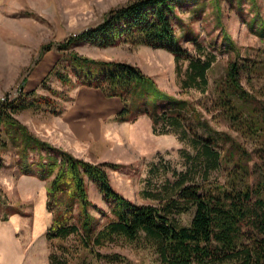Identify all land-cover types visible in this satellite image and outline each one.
I'll list each match as a JSON object with an SVG mask.
<instances>
[{"label":"rangeland","instance_id":"rangeland-1","mask_svg":"<svg viewBox=\"0 0 264 264\" xmlns=\"http://www.w3.org/2000/svg\"><path fill=\"white\" fill-rule=\"evenodd\" d=\"M129 1L0 0V100H18L23 95L30 105L14 116L34 135L52 144L44 138L52 132V121L57 116L51 110H64L72 101L75 91L87 86L76 81L66 59L68 51L59 50L58 45L70 36L97 25L107 11ZM199 1H206V6L198 11L192 9L198 1L177 7L178 18L173 23L180 44L191 54L202 59L214 56L207 73L205 92L183 85L187 79L189 61L176 59L162 48L119 41L109 46L82 42L69 49L97 60L122 61L140 67L163 92L177 100L187 101L200 117L199 123L192 114L180 128H175L162 123L154 127L145 114H138L124 122L114 121L110 116L103 122L96 121L92 139L75 142L68 148L57 146L93 163L107 161L120 164L117 169H108L111 184L136 204H161L182 177L187 179L186 185L202 181L203 167L194 165L193 160L202 145L194 143V132L188 129L189 124L204 136L208 131L217 135L229 134L250 152L252 160L257 161L264 170V152L261 151L264 133L253 137L235 130L211 102L230 62L264 60V36L255 31L258 28L256 23L253 29L248 25L256 13L251 9L250 0H243L240 8L237 0H219L217 8L212 0ZM256 4L258 20L264 22V0H256ZM44 47L49 49L44 51ZM46 56H52L54 63L44 64ZM39 69H43V73L34 81ZM54 69L69 74L73 84L58 80ZM242 76L243 86L250 92H261L262 96L256 92L257 100L260 104L264 103V70L253 72L249 79L244 74ZM25 80H29V83H25ZM29 92L35 94L28 95ZM38 95L51 97L53 105L49 107L40 103ZM0 141L6 144L5 147L0 146L2 214L7 212L8 218L12 214L26 218V224L19 226L16 234V238L23 243V254L17 264H161L158 254L143 237L139 242L116 237L95 247L100 255L92 252L78 234L64 238L48 237L53 216L46 209V181L35 175L30 176L38 180L36 184L32 179H24V175L29 174H22L21 156L2 127ZM41 153L44 155V151ZM37 156L38 152L31 150L29 162L36 160ZM208 179L223 182L222 170L209 171ZM87 191L92 204L105 212L101 214L91 208L98 218V227H101L113 218L110 205L90 180H87ZM193 211L194 208H190L174 217L181 225H187ZM36 212L41 219L35 232ZM104 254L111 257L102 256Z\"/></svg>","mask_w":264,"mask_h":264},{"label":"trees","instance_id":"trees-1","mask_svg":"<svg viewBox=\"0 0 264 264\" xmlns=\"http://www.w3.org/2000/svg\"><path fill=\"white\" fill-rule=\"evenodd\" d=\"M191 1H198L193 11L206 6V1L199 0H131L107 11L97 25L58 45L59 50L68 51L66 59L77 82L98 88L107 97L121 99L123 108L113 120L124 122L145 114L154 127L162 123L180 128L194 114L200 123L199 115L187 101L163 92L140 67L122 61L97 60L69 49L82 42L109 46L119 41L162 48L176 59L189 61L183 85L205 92L214 56L202 59L191 54L180 44L173 23L178 18L177 7ZM242 1L237 0L238 8ZM250 1L256 15L248 25L253 29L256 23L255 31L264 36V22L258 20L256 0ZM211 2L218 7L219 0ZM48 49L44 47V51ZM261 69L264 70V60L230 62L211 101L233 128L246 136L264 133V103L257 100L259 91L251 89L250 92L241 79L243 74L249 79L253 72ZM53 73L62 83L73 84L65 71L54 69ZM33 94L35 92L28 93ZM20 97L0 100V127L21 156L22 174L46 181V209L53 216L48 237L78 234L96 255H100L96 246L116 237L138 242L143 237L154 248L161 264H264V170L229 134L208 131L204 136L189 124L188 129L194 132V143L202 145L193 156L194 165L203 167L202 181L186 185L187 179L182 177L161 204H136L111 184L108 169H117L120 164L84 160L30 132L14 116L30 105L22 94ZM37 97L49 107L54 103L49 96ZM51 111L59 115L63 109ZM0 146L6 144L0 141ZM261 149L264 152V146ZM31 150H36L38 156L29 162ZM220 169L223 182L208 179L209 171ZM87 180L102 193L113 215L101 227L91 208L101 214L105 212L90 201ZM190 208L194 211L189 224L181 225L174 215Z\"/></svg>","mask_w":264,"mask_h":264},{"label":"crops","instance_id":"crops-1","mask_svg":"<svg viewBox=\"0 0 264 264\" xmlns=\"http://www.w3.org/2000/svg\"><path fill=\"white\" fill-rule=\"evenodd\" d=\"M54 60L52 56H48L44 64L54 63ZM42 73L43 69H39L34 75V81ZM25 81L29 83V80ZM122 108L123 103L119 97H107L98 88L81 86L75 91L72 101L66 105L62 113L54 116L53 130L44 138L56 146L66 148L72 147L75 142H85L94 137L96 121L100 123L108 120ZM24 179H32L35 184L38 181L30 175H24ZM2 212L0 208V264H17L23 254V243L16 238V234L19 226L26 224V218L17 214H12L8 218V213ZM36 215L35 232L41 219L38 212ZM40 223H43V217Z\"/></svg>","mask_w":264,"mask_h":264},{"label":"bare ground","instance_id":"bare-ground-1","mask_svg":"<svg viewBox=\"0 0 264 264\" xmlns=\"http://www.w3.org/2000/svg\"><path fill=\"white\" fill-rule=\"evenodd\" d=\"M44 212V211H43Z\"/></svg>","mask_w":264,"mask_h":264}]
</instances>
